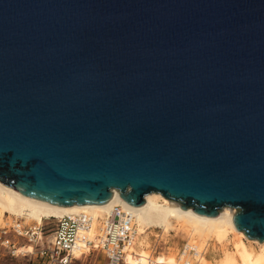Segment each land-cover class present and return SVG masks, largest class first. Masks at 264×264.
<instances>
[{"label": "water", "instance_id": "water-1", "mask_svg": "<svg viewBox=\"0 0 264 264\" xmlns=\"http://www.w3.org/2000/svg\"><path fill=\"white\" fill-rule=\"evenodd\" d=\"M0 182L264 241V0H0Z\"/></svg>", "mask_w": 264, "mask_h": 264}, {"label": "bare ground", "instance_id": "bare-ground-1", "mask_svg": "<svg viewBox=\"0 0 264 264\" xmlns=\"http://www.w3.org/2000/svg\"><path fill=\"white\" fill-rule=\"evenodd\" d=\"M113 193V197L102 205L73 204L64 206L29 197L0 182V219L6 213L36 220L43 217L85 213L93 219L90 234H94L99 217L105 212L119 208L132 213L138 234L135 245L130 249L133 254L127 256L126 264H178L173 254L153 256L147 249L148 242L144 236L140 237L151 226L167 231L174 225L178 226V231L186 234L188 244L195 248L194 262L197 264L211 263L202 251L207 239L212 238L216 243H223L229 233L235 235L232 240V251H224L219 264H264V241L249 239L243 231L235 227L232 221L235 210L231 207L225 206L217 215L211 217L199 215L191 207L183 210L180 208L179 202L156 192L146 194L145 201L140 206L128 204L116 190ZM54 237L53 232L48 235L40 234L32 245H27L22 250L33 251L39 248H50ZM253 243H256L258 248L253 246ZM79 256L80 250L72 252V259H77Z\"/></svg>", "mask_w": 264, "mask_h": 264}, {"label": "built area", "instance_id": "built-area-1", "mask_svg": "<svg viewBox=\"0 0 264 264\" xmlns=\"http://www.w3.org/2000/svg\"><path fill=\"white\" fill-rule=\"evenodd\" d=\"M92 221L85 213L43 217L32 223L23 217L7 215L0 226V264L6 256L34 254L39 264H73L88 256H93L88 264H126L138 236L132 213L119 208L103 213L94 234H90ZM52 232L55 237L50 248L22 250L27 244L32 245L40 234ZM74 250H80L77 259H72ZM195 253V248L186 241L178 254V264H197Z\"/></svg>", "mask_w": 264, "mask_h": 264}, {"label": "rangeland", "instance_id": "rangeland-1", "mask_svg": "<svg viewBox=\"0 0 264 264\" xmlns=\"http://www.w3.org/2000/svg\"><path fill=\"white\" fill-rule=\"evenodd\" d=\"M7 215L9 217L14 216L6 213L0 219V226L2 225L3 219H5ZM23 218H25L28 223H32L34 220H36V219H29L27 217H23ZM41 219L42 218H40L37 221H40ZM177 227L178 226L174 225L173 228H169L167 231H164L163 228L151 226L147 228L146 232L144 234H141L140 237L144 236V238L148 242L147 249L150 250L153 256H157V255L167 256L173 254L175 255V258L177 260L181 248L183 247L184 243L188 241L186 234L180 230L178 231ZM234 236L235 235L233 233H229L226 240H224L223 243H216L212 238L206 240L205 244L203 245L202 251L204 256L209 261H211L210 264H219L223 252L232 251V240L234 239ZM20 241L22 240L20 239ZM252 245L258 248V245L256 243H253ZM92 259L93 256H88L86 257V259L82 258L81 260L73 264H88V262ZM1 263L2 264H39V261L34 254L28 256L19 255L17 257L6 256L1 258Z\"/></svg>", "mask_w": 264, "mask_h": 264}]
</instances>
